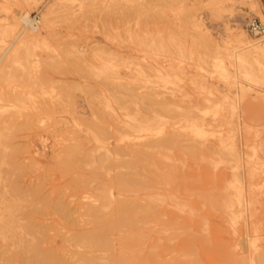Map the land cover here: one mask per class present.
Listing matches in <instances>:
<instances>
[{
  "label": "rangeland",
  "instance_id": "374dc122",
  "mask_svg": "<svg viewBox=\"0 0 264 264\" xmlns=\"http://www.w3.org/2000/svg\"><path fill=\"white\" fill-rule=\"evenodd\" d=\"M53 2L0 0V264H259L261 2Z\"/></svg>",
  "mask_w": 264,
  "mask_h": 264
},
{
  "label": "bare ground",
  "instance_id": "6f19581e",
  "mask_svg": "<svg viewBox=\"0 0 264 264\" xmlns=\"http://www.w3.org/2000/svg\"><path fill=\"white\" fill-rule=\"evenodd\" d=\"M23 1H25V2H27V3H29L30 2V0H23ZM100 1V0H99ZM208 2H209V5L211 6V10L213 11V12H216V11H220V10H223V8L228 4V3H230V0H207ZM61 2V1H60ZM77 2H79V1H77ZM88 2V1H87ZM86 1H85V4L87 3ZM113 2V1H112ZM54 4H56V3H59V0H56V2H53ZM91 2H89V4H90ZM239 3L241 4V5H243V6H250L251 7V5H249L250 3H251V0H239ZM62 4V3H61ZM76 4V3H75ZM99 4V3H98ZM104 4H106V3H104ZM103 4V5H104ZM57 5V4H56ZM82 5L83 6H85L83 3H82ZM87 5V4H86ZM111 5V7H112V3L110 4ZM55 6V5H54ZM73 6V5H72ZM76 6V5H75ZM91 6V5H90ZM89 6V7H90ZM105 6V5H104ZM79 7H80V5H79ZM97 7H101V6H97ZM110 7V8H111ZM56 8V7H55ZM54 8V9H55ZM72 8H74V7H72ZM77 8H78V6H77ZM86 8V7H85ZM96 8V7H95ZM54 9H53V5L52 6H49L47 9H46V12H45V14H44V16L47 18V16L49 17V14L51 13V12H53L54 11ZM97 9V8H96ZM69 10V9H68ZM84 10V9H83ZM83 10H81V12L83 11ZM87 10V9H86ZM100 10H101V8H100ZM103 10H104V7H103ZM259 10V9H258ZM26 11V10H25ZM78 11V10H77ZM87 11H89V10H87ZM96 11V10H95ZM95 11H94V15H96L97 13H95ZM109 11H110V9H109ZM108 11V12H109ZM85 12V11H84ZM84 12H83V14H84ZM103 12V11H102ZM104 12H106V10H104ZM103 12V13H104ZM69 13V12H68ZM72 12H70L69 14H71ZM74 13V12H73ZM80 13V12H79ZM90 13H92L91 11H90ZM101 13V12H100ZM103 13L102 14H100V15H102L103 17L104 16H106L105 14H109V13H104V15H103ZM86 14V13H85ZM79 15L80 14H78L77 16L79 17ZM88 15V14H87ZM93 15V14H92ZM93 15V18L95 17ZM98 15V14H97ZM77 16L75 17V18H77ZM83 16V15H82ZM89 16V15H88ZM102 16H100L99 17V20L101 21H103L104 20V18H102ZM98 17V16H97ZM97 17H96V19H97ZM20 19H22V20H24V22L27 24V25H29V26H31V28L33 29V30H38V27H39V25H38V22L37 21H35V20H33L31 17H30V15H29V13L28 12H25V13H23L21 16H20ZM71 19V18H70ZM77 19H79V18H77ZM91 19H92V17H91ZM95 19V20H96ZM98 20V19H97ZM81 21V20H80ZM79 21V22H80ZM84 21V20H83ZM94 22V21H93ZM88 23V22H87ZM88 24H90V22L88 23ZM84 25H85V23H84ZM83 25V26H84ZM91 25V24H90ZM95 25H96V23H95ZM82 26V27H83ZM86 28V27H85ZM228 28V27H227ZM79 29V28H78ZM245 29H246V27H245ZM245 29H242L241 27L240 28H238L237 30H235V31H231L230 32V34H229V40H234V41H237V42H241L242 43V45H244L243 46V48L244 47H246L247 45H245V43H243L244 41H245ZM83 30V29H82ZM81 30V31H82ZM84 30H86V29H84ZM247 30V29H246ZM92 31V30H91ZM86 32V31H85ZM95 31H93V33H94ZM36 33L37 34H39V31H36ZM82 33H83V31H82ZM88 33V32H87ZM96 33V32H95ZM89 34V33H88ZM96 35H98V34H96ZM87 36V35H86ZM85 36V37H86ZM88 37V36H87ZM91 37V36H90ZM96 37V36H95ZM101 37V36H100ZM255 37V36H254ZM82 38V37H81ZM102 38V37H101ZM256 38H258V37H256ZM31 38H29L28 40H30ZM82 39H84V36H83V38ZM86 39H89V38H86ZM85 39V40H86ZM258 39H260L263 43H264V41L261 39V38H258ZM32 40V39H31ZM30 40V41H31ZM88 41H91V40H88ZM28 42V41H27ZM82 42V41H81ZM85 43V42H84ZM83 43V44H84ZM28 44V43H27ZM73 44V43H72ZM74 44H76L75 42H74ZM74 44H73V46H74ZM76 45H78V44H76ZM78 46H80V47H77V48H81V45H78ZM86 46V49H87V46L88 45H85ZM84 46V47H85ZM83 47V46H82ZM83 47V48H84ZM90 47V46H89ZM92 47V46H91ZM91 47H90V49H91ZM17 48V47H16ZM82 48V49H83ZM72 49V48H71ZM85 49V48H84ZM73 51V50H72ZM74 51H76V48L74 47ZM78 51V50H77ZM76 51V52H77ZM88 51V50H87ZM75 52V53H76ZM80 52V51H79ZM78 53V52H77ZM83 53H86V52H82V54ZM80 54V53H79ZM241 54L244 56V55H247V54H252V55H254V56H256L257 58H261L262 60H263V63H264V44H262L261 46H255L254 48H245V49H243V51L241 52ZM79 56V55H78ZM80 57H81V55H80ZM83 59V58H82ZM242 61V60H241ZM264 70H263V72H262V77L264 78ZM258 258H259V264H264V252L263 251H260L259 252V254H258Z\"/></svg>",
  "mask_w": 264,
  "mask_h": 264
},
{
  "label": "built area",
  "instance_id": "2783aa9c",
  "mask_svg": "<svg viewBox=\"0 0 264 264\" xmlns=\"http://www.w3.org/2000/svg\"><path fill=\"white\" fill-rule=\"evenodd\" d=\"M263 6L264 12V0H259ZM247 32L255 37L261 38L264 41V16L261 19L259 16H251L247 18L245 22Z\"/></svg>",
  "mask_w": 264,
  "mask_h": 264
}]
</instances>
